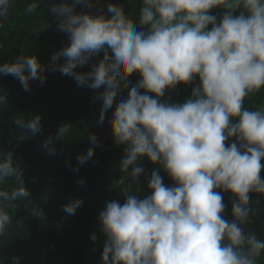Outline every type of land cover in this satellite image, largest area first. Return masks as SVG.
I'll return each instance as SVG.
<instances>
[{"label": "clouds", "instance_id": "1", "mask_svg": "<svg viewBox=\"0 0 264 264\" xmlns=\"http://www.w3.org/2000/svg\"><path fill=\"white\" fill-rule=\"evenodd\" d=\"M41 3L32 0L25 14L36 12ZM12 4L0 0V21L8 18ZM78 5L94 7L92 0L51 6L57 30L68 34L69 45L53 54L48 65L36 55H20L0 65V74L14 76L25 91H31V81L43 85L48 71L71 76L78 86L103 88L95 97L103 101L100 123L115 108L109 125L115 144L124 146L118 183L139 181L142 157L174 181L168 187L154 171L143 198L125 192L123 204L106 202L98 217L106 237L103 264H258L264 240L245 226L253 215L251 194H264V109L249 110L244 101L264 89V0H142L143 30L122 6L109 4L105 14L95 15L77 13ZM216 9H222L219 18L212 14ZM101 53L90 71H77ZM134 73L140 79L127 98L117 100L123 91L120 79ZM197 78L183 103L162 101L166 91L192 85ZM4 99L0 96V102ZM15 124L33 137L42 131L39 115ZM69 131L70 124H63L55 140ZM87 139L93 147L77 157L81 165L99 146L96 135ZM43 147L56 154L52 138ZM22 175L12 152L0 156V185ZM221 192L232 194V220L224 217ZM30 196L22 179L11 191L0 188V236L13 223L17 201ZM82 204L72 200L64 211L74 215ZM42 214L32 208V216ZM91 240L96 242L95 233ZM13 260L20 264L19 257Z\"/></svg>", "mask_w": 264, "mask_h": 264}, {"label": "trees", "instance_id": "2", "mask_svg": "<svg viewBox=\"0 0 264 264\" xmlns=\"http://www.w3.org/2000/svg\"><path fill=\"white\" fill-rule=\"evenodd\" d=\"M31 2L13 0L8 18L0 21V65L13 63L20 55H36L41 64L48 65L53 54L69 45L68 34L57 30L58 21L51 12V6L62 0H42L36 12L25 14L24 9ZM92 3L91 9L78 5L76 12L101 15L107 12L109 4H116L123 7L138 30H143L140 24L142 0H92ZM212 14L219 18L222 9L213 10ZM102 58L103 53L92 57L87 66L78 67L77 71H90ZM63 62L61 59L60 63ZM45 75L47 80L43 85L39 80L31 81V91H25L14 76L0 74V96L5 97L0 102V156L12 152L23 172L19 178L8 179L0 188L11 191L19 187L22 179L31 194L17 201L11 213L13 223L6 234L0 236V264H14V257L20 258V264H103L106 237L100 230L98 217L106 202L116 200L123 204L125 192L143 198L150 191L148 182L154 171H159L166 186H174V181L159 165L142 157L138 164L144 172L139 181L133 184L129 178L119 184L124 146L115 144L109 125L115 108L109 110L104 123H100L103 101L95 97L104 89L78 86L73 77L60 71H48ZM139 79L138 73L126 81L120 79L123 91L117 100L120 96L127 98ZM198 83L197 78L192 85H177L174 90L166 91L162 101L183 103L191 97ZM125 84L127 89H124ZM244 106L249 110L264 109V89L246 97ZM35 115L42 117V131L33 137L17 127L15 121H28ZM65 123L70 124V131L61 141H56L58 128ZM90 134L97 136L99 146L94 156L81 165L77 157L93 147L87 139ZM49 138L53 139L57 150L54 155L43 147ZM76 168L79 171H75ZM261 175L264 177V171ZM80 180L85 183L80 184ZM221 194L226 205L224 217L232 220V194ZM75 199L83 200L82 206L74 215L66 213L64 205ZM34 206L41 209L40 217L31 215ZM249 206L253 215L245 230L255 232L258 239L264 240V194H251ZM93 233L97 235L96 242L91 240ZM258 264H264V256Z\"/></svg>", "mask_w": 264, "mask_h": 264}, {"label": "rangeland", "instance_id": "3", "mask_svg": "<svg viewBox=\"0 0 264 264\" xmlns=\"http://www.w3.org/2000/svg\"><path fill=\"white\" fill-rule=\"evenodd\" d=\"M96 15H99V13H97Z\"/></svg>", "mask_w": 264, "mask_h": 264}]
</instances>
